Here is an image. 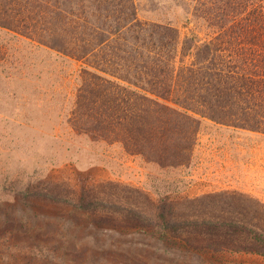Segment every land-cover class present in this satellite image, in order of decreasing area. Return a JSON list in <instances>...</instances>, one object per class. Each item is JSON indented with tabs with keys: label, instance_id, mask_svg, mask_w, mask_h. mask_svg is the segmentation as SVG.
Listing matches in <instances>:
<instances>
[{
	"label": "trees",
	"instance_id": "obj_1",
	"mask_svg": "<svg viewBox=\"0 0 264 264\" xmlns=\"http://www.w3.org/2000/svg\"><path fill=\"white\" fill-rule=\"evenodd\" d=\"M177 6L198 34L182 40L172 23L141 19L136 0H0V28L82 63L73 117L88 133L161 169H180L204 119L264 133V0ZM104 186L125 192L86 186L62 194L51 186L34 198L185 249L264 257V231L237 216L260 211L254 202L230 197L236 217L214 219L187 206L208 196L176 199L170 185L154 199L115 182Z\"/></svg>",
	"mask_w": 264,
	"mask_h": 264
},
{
	"label": "rangeland",
	"instance_id": "obj_2",
	"mask_svg": "<svg viewBox=\"0 0 264 264\" xmlns=\"http://www.w3.org/2000/svg\"><path fill=\"white\" fill-rule=\"evenodd\" d=\"M136 2L141 19L172 23L182 40L198 34L177 0ZM81 69L0 28V264H264L255 254L202 253L96 225L82 212L34 198L51 186L62 194L86 186L124 191L104 186L115 182L159 199L171 185L176 199L208 196L187 204L208 218L236 217L230 197L254 202L260 211L237 216L264 231V133L204 119L188 166L161 169L78 124Z\"/></svg>",
	"mask_w": 264,
	"mask_h": 264
}]
</instances>
